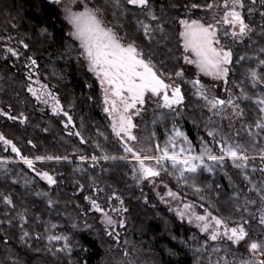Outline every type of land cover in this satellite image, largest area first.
<instances>
[{
  "label": "rangeland",
  "instance_id": "obj_1",
  "mask_svg": "<svg viewBox=\"0 0 264 264\" xmlns=\"http://www.w3.org/2000/svg\"><path fill=\"white\" fill-rule=\"evenodd\" d=\"M95 1L59 0V3H56L52 0H46L49 3L54 2L53 5L64 23L66 37L76 46L82 71L93 81L91 86L94 88V94L90 93L88 98L99 114L102 124L107 128L112 141L124 151V155L121 156L126 157V159L121 160L130 166V182L140 192L139 196L147 199L148 203L156 208L163 210L164 214L169 216L175 224L182 227L183 234L179 236V240L171 237L170 242L181 249L186 247L194 248L197 255L193 264H217L218 261L223 264L222 257L229 264L264 260V255L259 252L252 253L248 249V245L251 242L264 243V224L260 222L261 216L264 215V200L261 199V196H264V171L261 170L264 169V160L261 159V156H264V129L256 127L258 122L264 121V112L260 111V108L264 107V105L257 103L258 100L264 99V63H261V61H264V15H261V13H264V0H255V3H253V0H242L244 7L237 9V11L241 13L242 18L249 25L251 31L244 37L237 36L235 38H233L231 33L233 31L238 32V26L233 29L230 25L223 23L221 18L226 10L222 3L210 4L212 5L211 8L206 7L202 10H194L186 4L177 5L174 10V20L177 27L178 46L182 57L180 58V65L183 68L178 73H183V75H177L176 73L172 76H168L156 69V66L152 64L149 53L141 50L135 44L127 42L119 32L120 27L108 20L109 14H111V18L114 17L110 13L112 12L110 6L104 3L103 7L105 9L101 11L96 8ZM122 2L139 11L132 17L135 18L137 23L139 21L145 37L149 38L150 35L148 33L154 30L152 27L153 23L150 21L158 19V14H155V19H153L152 12L148 11L151 10V6L147 5L145 8H140L129 5L127 0L117 1L120 9L124 8ZM228 3L231 5V0H228ZM85 7L96 11L103 25L111 28L123 44H133L137 48L145 61L151 63L154 71L160 75L161 79L166 84L171 85L167 90L170 98L172 88L179 87L181 90L183 101L179 104H174L171 108L163 107V93H161V96H152L151 93H146L145 103L137 105L135 109H130L129 115L132 116V123L136 125L132 129V134L136 137L135 140H129L123 133L117 136L113 131V118L104 111L106 105L104 104V92L100 80L94 72L89 71V62L85 57L84 49L80 46V41L72 35L75 29L69 23L68 17L71 13L83 12ZM146 11H148V15H152L150 17L152 20L145 21L146 16L142 12L145 13ZM125 14L129 15L126 20H132L131 13L128 14L126 12ZM182 20H186L189 23L197 20L202 24L215 26L217 38L220 40V43L215 46L217 48L223 47L226 51H231L232 53L231 63L225 65L229 69L226 78L214 79L212 76L201 72L195 64L185 62V56L193 60L195 57L191 52L184 51L183 40L180 36V33L184 31V25L180 23ZM145 25H147L149 30L147 34L145 33ZM241 44L245 46V49L237 51L236 54L235 48ZM26 48V44L17 38L16 34L7 35L0 44V56L2 59H8L13 66L12 68H15L17 63L22 65V74L26 81L25 93L33 101L31 110L42 118L50 117L49 122L52 123V126L57 123L67 138L75 140L78 145L83 147L81 149L78 148V152L82 154H70L66 156V159H57V154L47 153L30 156L32 155L30 153L32 148L24 147L18 142H14L0 128V135L11 141L19 149L20 153L17 155V153L12 151L10 145H5L3 141H0V177H4L3 174L11 173L5 168L6 164L21 165L18 172L23 174V176L17 175L11 178L15 182H19L22 188H29L33 184L36 185L37 192L45 197L47 204L51 206L49 202L52 199L50 198L49 190L56 183L49 184L46 179L42 178V174L47 173L53 179L55 176L44 170L43 167L37 166V163L82 162L90 164L88 165L89 167H93L92 164L94 163L111 162L114 159H104L107 154L99 152L100 149L94 147L96 145L94 141L86 143L85 136L80 130V121L76 119L78 112L76 110L67 112L62 109L57 94L52 87L48 86L40 78L37 63H33L35 60L30 56L20 60L22 51ZM8 49H12L17 55L13 56ZM237 69L239 70L238 72H236ZM253 71L257 73L255 80L251 76ZM197 80L199 81L198 85L193 83ZM30 88L35 91V95L33 91H29ZM202 92L207 95L208 99L215 97L226 102L231 100L232 106L226 103L223 106L211 109L208 100L201 95ZM57 103L58 110L54 111V106ZM137 109H139V115L135 114ZM0 113H3L0 115V125L4 122H17L21 126L30 124V121H26L24 117L13 115L10 108L1 105V103ZM234 113L241 114L235 115ZM9 116L15 119H9ZM177 131L182 135L177 136ZM209 132H213L215 135L210 136ZM101 136L104 137L102 132ZM26 143L29 146L31 145L29 141ZM237 143L244 146L245 151L243 154L248 157L243 162L247 164V167L243 169L234 167V162L227 156L222 162L215 163L208 160L205 155L203 162L212 169L211 171L200 167L196 173L185 172L184 177L181 178L177 169L183 168V165H177V168H173L170 160H163L157 163V159L162 156L164 149H167L170 155L173 153L178 154L180 158L188 155L199 156L205 148L209 149L214 155H223L221 147ZM126 145L131 147L142 159L150 157L151 159L144 160V164L146 167L158 171L160 173L159 176L145 179L141 174L139 162L131 153L125 151ZM189 148L191 151H189ZM181 149H184V151L181 152ZM49 156L53 157V159H36L37 157L46 158ZM93 157L98 158L94 160ZM24 158L33 161L32 168H29L24 163ZM193 163L200 164L201 162L193 161ZM235 163L242 162L236 161ZM72 170L83 173L87 168L84 169V167L77 166ZM96 171L101 172L99 168ZM89 177L92 178H89L86 183L76 178L75 188L70 193L68 192L69 196L81 195L82 205L80 211H83L84 214H94L95 221L98 227L101 228L100 232L108 239L109 243H112L111 248L115 249L117 247L121 251L122 254L118 264H131L129 255H125L127 252L124 246L127 244H124L121 239L126 211L123 200L126 196L107 191L108 189H105V183L102 178L90 175ZM41 183L44 186L42 185L41 187ZM213 183L216 184L215 189L223 188L226 191L231 207H234L233 212L238 213L240 211L241 213L237 215L231 212L229 215H224L216 211L212 202L213 199L207 197V194H209L208 190ZM169 191L175 193V196H169ZM56 198L58 204H60L59 196L55 197V202ZM213 198L218 199V196L213 194ZM92 201L99 204L102 211H96L92 206ZM187 204L192 205V208L185 209ZM59 209L62 208L60 207ZM63 210L61 211L65 212ZM181 212L184 213L183 216L179 215ZM193 212L197 215H207L210 212L213 216L224 220L229 227H244L248 236L238 245L232 244L226 238L211 241L208 239V233L202 232L197 227V224L201 222L194 219ZM105 213L113 220L112 225L106 223ZM190 220L191 222H189ZM121 223L123 226H121ZM186 230H188L187 233L185 232ZM109 233H112V235H109ZM64 239L62 237L60 240L63 241ZM213 248H219L220 251L215 252ZM130 252L134 256L138 255L141 252V246L139 244L131 245Z\"/></svg>",
  "mask_w": 264,
  "mask_h": 264
},
{
  "label": "trees",
  "instance_id": "obj_2",
  "mask_svg": "<svg viewBox=\"0 0 264 264\" xmlns=\"http://www.w3.org/2000/svg\"><path fill=\"white\" fill-rule=\"evenodd\" d=\"M117 1L96 0L95 4L102 11L104 3H107L114 16L111 18L109 14V22L120 27L119 32L127 42L149 53L152 64L168 76L183 69L174 20L176 6L186 4L194 10H202L210 4L225 3V0H148V6H151L148 11L153 17L158 14V19L150 21L154 30H148L150 36L146 38L139 21L137 23L132 17L139 11L123 2L124 8L120 9ZM148 11L142 12L146 16L145 21L152 20ZM126 12L131 13L132 20H126L129 16ZM11 34H16L27 46L20 60L27 56L35 60L40 78L57 94L62 109L78 112L76 119L80 121L86 143L94 141V147L114 161L94 163L93 167L82 162L37 163L55 176L56 185L49 190L51 206L37 192L36 185L22 188L11 178L23 176L18 172L21 165L6 164L5 168L11 173L0 177V264H118L121 251L117 247L111 248L112 243L100 232L94 214L80 211L81 195L69 196L75 188L76 178L86 183L92 178L89 175L102 178L107 191L126 196L123 200L126 211L121 239L127 244L124 247L131 264H193L197 255L194 248L181 249L170 242L171 237L179 240L183 234L182 227L163 210L140 197V192L130 182V166L121 160L124 151L112 141L88 98L90 93L94 94L93 81L82 71L76 46L66 37L64 23L53 3L46 0H0V44ZM244 49L243 44L237 45L236 54ZM12 67L8 59L0 56V103L30 124L21 126L17 122H4L0 125L3 133L14 142L32 148H29L30 156L47 153L66 159L70 154H79L78 148L83 147L67 138L57 123L52 126L50 117L42 118L31 110L33 101L25 93L23 67L20 63ZM28 141L30 146L26 143ZM77 166L87 170L81 171L83 173L72 170ZM97 168L101 172H97ZM215 185H211L207 197L213 199L218 213L229 215L234 207H231L226 191L215 189ZM213 194L218 199H214ZM57 195L60 204L57 198L54 201ZM5 198L10 199L11 204L5 203ZM52 236L66 239L50 240ZM137 244L141 246V252L134 256L130 246Z\"/></svg>",
  "mask_w": 264,
  "mask_h": 264
},
{
  "label": "snow or ice",
  "instance_id": "obj_3",
  "mask_svg": "<svg viewBox=\"0 0 264 264\" xmlns=\"http://www.w3.org/2000/svg\"><path fill=\"white\" fill-rule=\"evenodd\" d=\"M59 3V0H55ZM127 3L132 6L145 8L148 5V0H127ZM255 3V0H253ZM225 13L222 17L223 23L230 25L233 29L237 28L238 32L233 31L231 35L233 38L240 36L244 37L251 29L249 25L245 23L241 16V13L237 11V8H243L244 4L242 0H231L229 5L228 0L224 3ZM196 7V5H193ZM207 7L211 8L212 5ZM264 15V13H261ZM69 23H71L75 29L72 35L80 41V46L84 49V54L89 62V71L96 74L100 80L101 87L104 92V104L106 107L104 111L113 118V131L117 136L121 133L124 134L129 140H135L136 137L132 134V129L136 126L132 123V116L129 115L130 109H135L137 105H143L145 103V94L151 93L152 96H161L164 101L163 107L171 108L174 104H179L183 101L181 90L179 87L172 88L171 98L168 94V89L171 85L166 84L160 75L154 71L150 62H146L141 53L133 44H123L121 39L116 35L111 28H107L103 25L102 21L98 18L96 11L85 7L83 12L71 13L68 17ZM155 19V17H153ZM184 25V31L180 33L183 40V48L185 52H191L195 59H190L185 56V62L189 64H195L196 67L206 75L212 76L214 79H224L228 75L229 69L225 67L231 63V51H226L223 47L217 48L215 45L220 43L217 38V32L215 26L212 24H202L197 20H193L189 23L186 20L180 22ZM148 27L145 25V33L147 34ZM227 34V33H225ZM13 56L17 55L12 49H8ZM35 63V61H33ZM264 63V61H261ZM177 75H183V73H177ZM253 80L256 79L257 73L253 71L251 73ZM225 82H227L225 80ZM194 84H199V81H194ZM35 91L33 89H29ZM201 95L204 99L208 100L211 109H215L218 106H223L226 103L232 106L231 100L225 101L223 99H208L207 95L203 92ZM39 99V97H38ZM258 104L264 105V99L257 101ZM58 110V103L54 106V111ZM261 112H264V107L260 108ZM3 113H0L2 115ZM136 115H139V109H137ZM240 115L241 113H234ZM9 119H15L12 116ZM70 119V118H69ZM22 122V121H21ZM257 128L264 129V121L256 124ZM177 136L182 135L180 132H176ZM210 136L215 135L213 132H209ZM0 141H3L5 145H10L13 152L19 155V149L11 143V141L5 139L0 135ZM226 143V142H225ZM125 151L132 154V156L139 162L140 171L142 176L147 179L149 177L159 176V172L153 168L146 167L144 164L145 159H151L150 157H144L143 159L127 145ZM184 149H181L183 152ZM189 151L191 149L189 148ZM245 148L243 145L237 143L235 145L229 144L227 147H221L223 155H214L212 152L205 148L199 156L188 155L180 158L176 153L169 154L167 149H164L161 157L157 159V163L163 160H170L172 167L177 168V165H183V168L177 169L180 172V177H184L185 172L196 173L198 168L204 167L208 171L212 169L204 164L203 158L206 155L207 159L215 163H220L225 159V156L230 158L234 162L236 168H246L247 164L243 163L248 159L243 154ZM109 157H104L108 159ZM37 160L48 159L53 157H37ZM57 159H59L57 157ZM95 160L96 157H93ZM126 159V157H122ZM264 160V156H261ZM193 161H200V164L193 163ZM241 161L242 163H235ZM24 163L29 167H33V161L24 158ZM264 171V169H261ZM42 178L46 179L49 184L55 183V180L47 173L42 174ZM199 191V189H197ZM169 196H175V193L169 191ZM264 200V196H261ZM5 203L11 204V200L5 198ZM122 203V201H121ZM254 203V201H253ZM92 206L96 211H102L99 204L92 201ZM192 205H185V209H191ZM183 216L184 213H179ZM194 219L201 223L197 224V227L202 232L208 233V239L211 241H217L218 239L226 238L227 241L234 245H238L241 241H244L248 233L242 226L229 227L228 224L216 216H213L210 212L207 215H197L192 213ZM105 221L108 225L113 224V220L105 213ZM191 222V220L189 221ZM260 222L264 224V215L261 216ZM121 226L123 224L121 223ZM28 234L25 233V236ZM112 235V233H109ZM118 236V234H117ZM50 240H60L61 237L52 236ZM66 239V238H65ZM248 249L252 253H261L264 255V243L251 242L248 245ZM213 251L219 252V248H213ZM127 255V253H125ZM223 264H229V262L221 258ZM217 264H220L218 261ZM242 264H264V260L258 261H243Z\"/></svg>",
  "mask_w": 264,
  "mask_h": 264
},
{
  "label": "bare ground",
  "instance_id": "obj_4",
  "mask_svg": "<svg viewBox=\"0 0 264 264\" xmlns=\"http://www.w3.org/2000/svg\"><path fill=\"white\" fill-rule=\"evenodd\" d=\"M49 1V0H48ZM49 3V2H48ZM54 3V2H53ZM215 6V5H214ZM222 10H223V8H222ZM193 11V10H192ZM221 13V12H220ZM222 14V13H221ZM215 19V18H214ZM222 19V18H221ZM220 19V20H221ZM220 22V21H219ZM223 25V24H222ZM219 27V26H218ZM227 27V26H226ZM229 34V33H228ZM182 58V57H181ZM157 69V68H156ZM177 76V75H176ZM177 78V77H176ZM229 90V89H228ZM217 94H218V92H217ZM209 95V94H208ZM212 96V95H211ZM210 98V97H209ZM230 99V98H229ZM151 104V103H150ZM143 119V118H142ZM115 139V138H114ZM153 156V155H152ZM114 157V156H113ZM61 159V158H60ZM59 162V161H58Z\"/></svg>",
  "mask_w": 264,
  "mask_h": 264
},
{
  "label": "flooded vegetation",
  "instance_id": "obj_5",
  "mask_svg": "<svg viewBox=\"0 0 264 264\" xmlns=\"http://www.w3.org/2000/svg\"><path fill=\"white\" fill-rule=\"evenodd\" d=\"M237 9H240V8H237ZM227 29H228V27H227ZM229 30V29H228Z\"/></svg>",
  "mask_w": 264,
  "mask_h": 264
},
{
  "label": "water",
  "instance_id": "obj_6",
  "mask_svg": "<svg viewBox=\"0 0 264 264\" xmlns=\"http://www.w3.org/2000/svg\"><path fill=\"white\" fill-rule=\"evenodd\" d=\"M52 1H55V0H52Z\"/></svg>",
  "mask_w": 264,
  "mask_h": 264
}]
</instances>
